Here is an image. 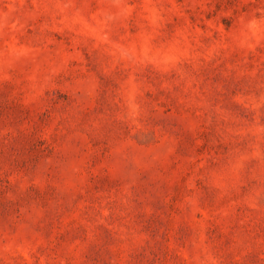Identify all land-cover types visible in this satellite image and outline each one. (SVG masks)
<instances>
[{"label": "rangeland", "instance_id": "rangeland-1", "mask_svg": "<svg viewBox=\"0 0 264 264\" xmlns=\"http://www.w3.org/2000/svg\"><path fill=\"white\" fill-rule=\"evenodd\" d=\"M0 264H264V0H0Z\"/></svg>", "mask_w": 264, "mask_h": 264}]
</instances>
